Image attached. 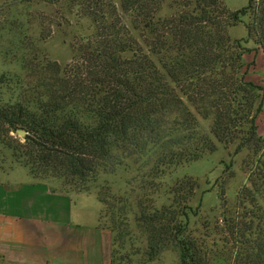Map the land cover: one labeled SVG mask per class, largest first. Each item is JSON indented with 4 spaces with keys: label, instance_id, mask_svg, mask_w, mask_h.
<instances>
[{
    "label": "trees",
    "instance_id": "16d2710c",
    "mask_svg": "<svg viewBox=\"0 0 264 264\" xmlns=\"http://www.w3.org/2000/svg\"><path fill=\"white\" fill-rule=\"evenodd\" d=\"M16 4L65 9L54 21L40 19L44 41L53 27L69 22V15L90 20L95 29L74 46L65 66L49 62L38 67L27 61L38 96L0 105V143L34 179H62L75 192L91 193V182L116 171L126 157L155 155L153 170L162 173L165 166L217 152L218 144L238 143L237 153L264 149L257 122L264 88L248 82L243 72L249 41L264 53V0H249L235 11L222 0H120V8L115 0ZM241 24L248 37L232 39L229 30ZM200 119L213 120L209 133L200 132ZM20 131L23 141L12 135ZM257 173L254 189H242L237 207L223 212L229 238L222 248L209 249L205 238L189 229L195 214L190 203L198 188L194 180L171 189L170 206L150 209L140 203L136 223L147 236V259L173 246L179 264H264L259 200L264 198V164ZM111 196L110 190L98 193L106 206L98 228L116 234L115 247L128 236L129 225L115 211ZM104 215L109 216L105 221Z\"/></svg>",
    "mask_w": 264,
    "mask_h": 264
},
{
    "label": "rangeland",
    "instance_id": "374dc122",
    "mask_svg": "<svg viewBox=\"0 0 264 264\" xmlns=\"http://www.w3.org/2000/svg\"><path fill=\"white\" fill-rule=\"evenodd\" d=\"M16 1L0 0V105L22 98L32 101L38 96L37 90L33 88L37 80L31 70H26L27 61L38 67L49 62L65 66L72 61L74 46L81 42V38L90 37L95 32L90 20L69 15V22L53 27V34L44 41L41 39L43 26L40 19L47 16L54 21L65 9L62 6L44 7L36 4L19 7ZM222 1L232 11L249 3V0ZM115 3L120 8V0H115ZM9 7H12L11 10ZM165 13L171 15L172 11L166 9ZM229 35L234 40L245 39L248 32L241 24L231 28ZM247 47L251 49L246 55L250 60L252 58L251 72L248 70L249 65L244 66L243 72L248 82L264 88V55L260 54L257 60L254 59L257 54L254 41H249ZM212 121L200 119V132L209 133ZM257 122L264 137V104ZM12 135L23 141L25 134L18 132ZM237 149L238 143L230 146L218 144L217 152L206 153L199 161L189 164L165 166L161 169L162 173L153 170L157 161L155 155L126 157L116 171L101 173L91 182V193L75 192L62 179L50 177L43 179V182H48L60 191H68L75 198L79 197L76 201L88 207L89 217L94 207L100 208V214L106 211V206L98 199V193L110 190L115 211L120 213L125 225H129L124 231L128 236L115 244L114 264H179V254L173 246H168L153 261L147 259L144 254L147 236L136 223L140 215L139 204L143 203L150 209L170 206L173 202L171 189L181 181L194 180L198 188L190 203L195 214L189 219V229L194 236L205 238L209 249L222 248L229 238L227 226L222 220L223 212L237 207L242 189H254L259 166L264 164V149L257 154L248 148L237 153ZM33 180L39 181L33 178L29 168L16 162L7 146L0 143V183L8 186ZM259 200L264 208V198L260 197ZM107 216L104 215V221ZM220 263L224 264L222 261Z\"/></svg>",
    "mask_w": 264,
    "mask_h": 264
},
{
    "label": "crops",
    "instance_id": "0c3cea01",
    "mask_svg": "<svg viewBox=\"0 0 264 264\" xmlns=\"http://www.w3.org/2000/svg\"><path fill=\"white\" fill-rule=\"evenodd\" d=\"M77 198L43 181L0 183V264H112L114 233Z\"/></svg>",
    "mask_w": 264,
    "mask_h": 264
},
{
    "label": "water",
    "instance_id": "95a60500",
    "mask_svg": "<svg viewBox=\"0 0 264 264\" xmlns=\"http://www.w3.org/2000/svg\"><path fill=\"white\" fill-rule=\"evenodd\" d=\"M19 133H20V134H23V132H21V131H20Z\"/></svg>",
    "mask_w": 264,
    "mask_h": 264
}]
</instances>
